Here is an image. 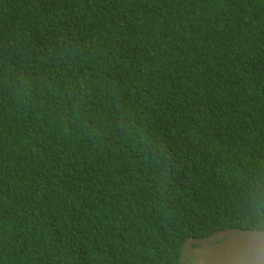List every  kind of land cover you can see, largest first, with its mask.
Listing matches in <instances>:
<instances>
[{
  "label": "trees",
  "instance_id": "obj_1",
  "mask_svg": "<svg viewBox=\"0 0 264 264\" xmlns=\"http://www.w3.org/2000/svg\"><path fill=\"white\" fill-rule=\"evenodd\" d=\"M228 227L264 229V0H0V264Z\"/></svg>",
  "mask_w": 264,
  "mask_h": 264
},
{
  "label": "water",
  "instance_id": "obj_2",
  "mask_svg": "<svg viewBox=\"0 0 264 264\" xmlns=\"http://www.w3.org/2000/svg\"><path fill=\"white\" fill-rule=\"evenodd\" d=\"M180 264H264V229L228 227L189 237Z\"/></svg>",
  "mask_w": 264,
  "mask_h": 264
},
{
  "label": "flooded vegetation",
  "instance_id": "obj_3",
  "mask_svg": "<svg viewBox=\"0 0 264 264\" xmlns=\"http://www.w3.org/2000/svg\"><path fill=\"white\" fill-rule=\"evenodd\" d=\"M182 253H183V251H182ZM181 256H182V254H181ZM181 256H180V258H181Z\"/></svg>",
  "mask_w": 264,
  "mask_h": 264
}]
</instances>
